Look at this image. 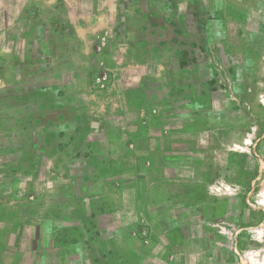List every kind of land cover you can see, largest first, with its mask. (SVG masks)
<instances>
[{"label": "rangeland", "instance_id": "obj_1", "mask_svg": "<svg viewBox=\"0 0 264 264\" xmlns=\"http://www.w3.org/2000/svg\"><path fill=\"white\" fill-rule=\"evenodd\" d=\"M133 3L142 33L120 12L94 51L140 65L98 61L76 127L73 82L29 79V0H0V233L18 264H264V0Z\"/></svg>", "mask_w": 264, "mask_h": 264}, {"label": "crops", "instance_id": "obj_2", "mask_svg": "<svg viewBox=\"0 0 264 264\" xmlns=\"http://www.w3.org/2000/svg\"><path fill=\"white\" fill-rule=\"evenodd\" d=\"M102 1L106 3L103 4ZM133 2L134 0H123L120 4L118 0H29V79L43 82H73L72 97L76 102L74 110L76 127L81 125L79 118L82 119L83 115L84 117L90 115L88 116L90 118L89 126L93 124V116L91 117V115L95 106L87 103L88 92L83 82L88 78L89 72L95 69L98 61L104 60L109 64L119 66L120 71L123 69L125 71L127 69L125 65L129 63L133 66L140 65L125 61L123 64V61L115 56L117 51L125 52L127 49V41L125 42L123 39L119 40L118 38L116 40L113 38L110 40L111 47L109 46V50L111 52L108 54H97L94 51L96 39L100 34L108 31L107 29L112 32L115 31L120 12L127 18L125 24L136 28L133 32H137V35L132 32L128 33V39L131 40V34L135 35L136 38L139 36L138 34L142 33L139 25L136 24L137 20H129L139 12ZM193 74L192 69L187 68L185 70L188 80L193 79ZM122 76L129 75L127 72H123ZM45 108L52 109L50 107ZM146 109L147 107L143 108L145 111ZM141 127L144 128L142 131L144 134L147 128L146 126ZM133 134V132H129V136L132 138ZM151 139L145 136L141 142L149 145L153 143ZM118 140L106 139L109 144ZM134 142L136 143V141ZM89 143L91 145L98 144L95 139L90 140ZM142 152V158L145 160L153 157L154 160H161L163 163L169 157L168 153L163 152L162 149ZM160 175L162 176V174ZM153 189L155 197L152 198V202L154 203L161 201L165 196L169 199L177 198L172 195L175 191L173 192L171 187L170 190H167L169 188L162 190L158 186H154ZM160 215L164 216L163 213ZM162 219L164 220L160 224H164L167 220L166 217ZM3 230L0 233V264H18L17 253L22 234L12 229L7 230L5 228ZM172 244H175L174 240ZM193 250L180 248L177 250V255H186L192 253Z\"/></svg>", "mask_w": 264, "mask_h": 264}, {"label": "built area", "instance_id": "obj_3", "mask_svg": "<svg viewBox=\"0 0 264 264\" xmlns=\"http://www.w3.org/2000/svg\"><path fill=\"white\" fill-rule=\"evenodd\" d=\"M102 44V42H101ZM113 75L110 70H101L94 78V83L99 88H104L106 84L112 79Z\"/></svg>", "mask_w": 264, "mask_h": 264}, {"label": "bare ground", "instance_id": "obj_4", "mask_svg": "<svg viewBox=\"0 0 264 264\" xmlns=\"http://www.w3.org/2000/svg\"><path fill=\"white\" fill-rule=\"evenodd\" d=\"M263 195H264V193H263Z\"/></svg>", "mask_w": 264, "mask_h": 264}]
</instances>
